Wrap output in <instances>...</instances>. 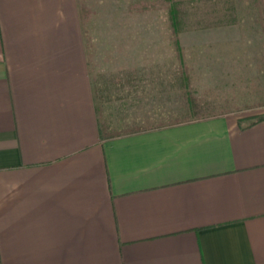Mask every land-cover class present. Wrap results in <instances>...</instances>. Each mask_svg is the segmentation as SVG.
Instances as JSON below:
<instances>
[{
    "label": "crops",
    "instance_id": "0c3cea01",
    "mask_svg": "<svg viewBox=\"0 0 264 264\" xmlns=\"http://www.w3.org/2000/svg\"><path fill=\"white\" fill-rule=\"evenodd\" d=\"M82 1L0 0V264H264V111L138 122L166 81L103 73Z\"/></svg>",
    "mask_w": 264,
    "mask_h": 264
},
{
    "label": "rangeland",
    "instance_id": "374dc122",
    "mask_svg": "<svg viewBox=\"0 0 264 264\" xmlns=\"http://www.w3.org/2000/svg\"><path fill=\"white\" fill-rule=\"evenodd\" d=\"M146 3L156 6L144 10ZM82 4L91 51L100 49L103 73L112 70L122 76L126 63L139 73L137 68L144 65L151 80L166 81L167 91L150 93L149 117L138 122L193 119L190 95L208 110L264 111V37L252 23L253 16L258 17L257 1L85 0ZM173 4L180 10L171 12ZM182 50L190 82L178 91L179 80L186 76L180 69Z\"/></svg>",
    "mask_w": 264,
    "mask_h": 264
},
{
    "label": "trees",
    "instance_id": "16d2710c",
    "mask_svg": "<svg viewBox=\"0 0 264 264\" xmlns=\"http://www.w3.org/2000/svg\"><path fill=\"white\" fill-rule=\"evenodd\" d=\"M156 6V3H150V6L146 3L145 5H144V10H148V9H152L153 7H155ZM173 7V8H172ZM172 7H171V12H177V11H179L180 9H178V7H177V4H173L172 5ZM181 29V28H180ZM179 30V29H178ZM180 59H181V66H182V72H184V71H186V72H189V70H187V69H189V68H187L188 66L186 65V58H185V54H184V50H182L181 51V54H180ZM184 64H185V66H184ZM185 73V72H184ZM185 75H186V73H185ZM187 76V77H186ZM185 77H183L184 79H183V82H182V85L185 87L186 85H188L189 84V78H190V74L188 73V75H186ZM182 86V87H183ZM191 97H190V99L191 98H193V99H191V101H192V106H194V108H195V110H196V112L198 113V114H208V113H210L211 112V109H207L206 107H204V106H201V105H203L202 103H198L197 102V100H195V96H192V95H190ZM261 119H264V114H261V115H258L256 118H255V120H261Z\"/></svg>",
    "mask_w": 264,
    "mask_h": 264
}]
</instances>
